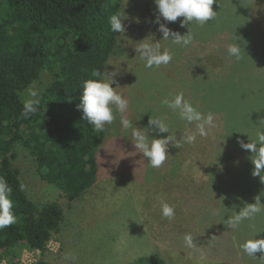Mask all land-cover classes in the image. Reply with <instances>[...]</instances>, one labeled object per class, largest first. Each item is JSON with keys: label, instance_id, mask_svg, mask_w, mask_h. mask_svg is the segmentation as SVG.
Masks as SVG:
<instances>
[{"label": "rangeland", "instance_id": "obj_1", "mask_svg": "<svg viewBox=\"0 0 264 264\" xmlns=\"http://www.w3.org/2000/svg\"><path fill=\"white\" fill-rule=\"evenodd\" d=\"M122 3L126 31L120 34L107 71L119 70L115 77L118 91L129 101L123 117L132 120L133 128H123L121 115L116 114L99 150V179L73 202L56 185L41 178L31 152L22 144L15 146L14 165L28 196L39 205L58 200L65 218L44 253L29 247L22 248L18 257L14 250L0 251V264H33L38 260L69 264L63 258L65 253L76 256L75 264H131L140 256L159 257L165 264H262L264 253L249 257L241 245L248 239L264 238L261 224L253 225L254 220L264 219V212L242 221L235 229L224 224L245 204L254 203L256 196L264 195V182L252 175V154L238 143L254 140L257 128L248 125L247 117L240 121L243 109L231 112L226 106L218 110L206 94L211 85L195 82L194 76L201 71L208 72V79L215 73L220 79L226 78L230 73L227 68L237 61L228 54V46L234 37L237 43L243 41L245 58L238 62L250 65V71L243 70L241 75L249 96V117L264 126V0H250V4L218 0L213 4L217 11L214 20L203 26L190 25L193 40L187 47L162 39L155 23L158 10L154 0ZM180 19L166 22L161 17L160 22L183 35L188 28L180 26ZM142 41H159L162 50L172 52L173 60L159 68H146L135 50ZM32 88L39 89L40 84ZM178 93L203 114L212 113L215 127L208 129L205 137L197 134L194 144L180 148L170 144L165 163L153 168L135 148L133 130L147 133L149 118H159L178 140L184 134L197 133L194 123L187 124L173 111L166 113L171 109L161 105L164 98ZM27 98L22 92L21 99ZM148 135L150 141L168 133L153 130ZM162 203L175 205L174 219L162 218ZM245 228L246 232L238 236ZM189 234L193 247L185 243Z\"/></svg>", "mask_w": 264, "mask_h": 264}, {"label": "trees", "instance_id": "obj_2", "mask_svg": "<svg viewBox=\"0 0 264 264\" xmlns=\"http://www.w3.org/2000/svg\"><path fill=\"white\" fill-rule=\"evenodd\" d=\"M122 6V0H0V176L13 189L18 217V223L0 231V251L14 250L17 256L29 247L44 253L65 218L58 200L39 205L26 190H20L24 180L14 165L17 144L35 156L41 178L56 185L70 202L99 179V150L108 129L94 131L77 105L83 82L93 79L92 70L107 71L120 39V34L111 31L109 18L122 11ZM243 60L233 62L224 79L216 73L208 79V72L199 71L195 82L211 85L206 94L218 110L226 106L231 112L243 109L241 122L247 117L251 128L264 129L249 117V96L241 75L243 70L250 71V65L242 66ZM34 84H40L39 111L24 119L21 93L27 96ZM254 222L264 228L263 218ZM33 264L50 263L38 260ZM131 264L165 261L140 256Z\"/></svg>", "mask_w": 264, "mask_h": 264}, {"label": "clouds", "instance_id": "obj_3", "mask_svg": "<svg viewBox=\"0 0 264 264\" xmlns=\"http://www.w3.org/2000/svg\"><path fill=\"white\" fill-rule=\"evenodd\" d=\"M216 2L218 0H154L158 10L155 23L159 25L158 30L162 33V39L170 40L173 44L181 47L189 46L193 40L190 25L196 23L199 26H203L214 20L217 16V11L213 10V4ZM161 17L166 22H176L178 18H182L179 23L181 27L188 28L187 33L181 35L179 32L171 31L165 23L160 22ZM126 18L123 11L114 13L109 18L111 31L123 34L126 31L123 20ZM143 41L135 50L136 53H139L140 59L145 62L144 66L146 68H159L162 65H168L173 60V54L169 49L162 50V46L159 43L160 40L152 43H144ZM227 51L237 61L243 59L246 53L244 42L237 43V38L234 37V42L228 46ZM118 74L119 70L117 68L113 71L104 72L99 69H93L91 73L93 79L83 82L80 103L77 107L82 110L83 117L92 125L94 131L102 132L106 130V127L111 126L116 120L117 113L121 115L120 123L123 128H133L132 120L123 117V114L128 109L129 101L118 91L120 85L115 79ZM114 84L116 85L115 87H113ZM27 97L23 102L21 111V117L24 119H30L38 113L40 91L35 88H29ZM161 105L177 113L179 118L187 124L194 123L197 133L184 134L178 140L176 135L170 134L168 124L159 118H149L147 127L149 131L147 133L134 129V146L140 150L139 152L143 154V157L146 158L148 164L153 168H159L165 163L169 156L168 149L170 144L175 148H180L184 144H194L197 134L205 137L208 135V129L215 127L214 115L210 112L205 115L197 110L190 101L185 99L183 93H178L171 99L164 98L161 101ZM153 130L157 134L168 133V135L161 138H151L149 141L148 133ZM238 143L242 149L248 150L252 154L250 157L254 165L252 175L254 177L258 176L261 182H264V129L258 128L256 137L251 142L245 143L243 140H238ZM19 187L21 191L26 189V185L23 182L20 183ZM12 194V187L3 176H0V231L18 223ZM261 196L264 195L256 196L254 203L245 204L234 216L228 217L224 224L230 229H235L242 221L252 219L257 214L264 212V203H261ZM161 215L162 218L168 220L174 219L175 205L162 203ZM185 243L188 247L194 246L190 234L185 236ZM241 248L249 257H255L257 252L264 253V238L248 239L241 245ZM63 258L69 264H75L76 262V256L73 253H65Z\"/></svg>", "mask_w": 264, "mask_h": 264}]
</instances>
